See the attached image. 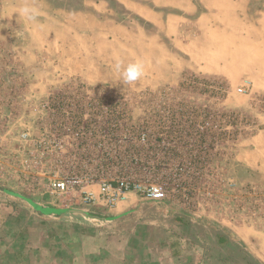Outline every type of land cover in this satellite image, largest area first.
Masks as SVG:
<instances>
[{
    "label": "rangeland",
    "instance_id": "obj_1",
    "mask_svg": "<svg viewBox=\"0 0 264 264\" xmlns=\"http://www.w3.org/2000/svg\"><path fill=\"white\" fill-rule=\"evenodd\" d=\"M45 1L49 10L82 4ZM37 8L36 0H0V186L42 206L106 218L126 201L160 202L179 217L181 232L196 227L206 243L219 232L213 264H257L239 240L241 229L254 242L264 239V169L246 163L249 140L264 127L254 71L186 74L178 85L140 91L122 79L93 83L66 73L68 47L54 44L66 35L57 31L54 41L50 21L37 22ZM201 110L247 117L204 121Z\"/></svg>",
    "mask_w": 264,
    "mask_h": 264
},
{
    "label": "crops",
    "instance_id": "obj_2",
    "mask_svg": "<svg viewBox=\"0 0 264 264\" xmlns=\"http://www.w3.org/2000/svg\"><path fill=\"white\" fill-rule=\"evenodd\" d=\"M36 3L37 22L50 21L54 41L57 31L66 35L54 44L68 47L69 75L121 80L117 64L141 61L144 76L130 85L140 91L178 85L186 74L230 77L239 68L253 70L254 87L264 91V6L252 0H82L78 9L51 10ZM249 143L246 163L264 169V130ZM16 205L0 196V264H213L218 253L219 232L211 244L196 227L181 232L179 217L160 202L118 204L107 212L118 217L111 222ZM239 236L264 264V239L254 242L248 229Z\"/></svg>",
    "mask_w": 264,
    "mask_h": 264
},
{
    "label": "water",
    "instance_id": "obj_3",
    "mask_svg": "<svg viewBox=\"0 0 264 264\" xmlns=\"http://www.w3.org/2000/svg\"><path fill=\"white\" fill-rule=\"evenodd\" d=\"M0 192L6 196L13 197L19 200H22L23 202L27 203L37 214H40L42 216L51 217H61L64 215H81L84 218L88 219H94L102 222H111L114 220H117L118 217H101L96 216L88 212H84L82 210H76V209H62V208H56V207H46L42 206L38 203H36L34 200L27 198L26 196L19 194L17 192L11 191L7 188H4L0 186Z\"/></svg>",
    "mask_w": 264,
    "mask_h": 264
},
{
    "label": "clouds",
    "instance_id": "obj_4",
    "mask_svg": "<svg viewBox=\"0 0 264 264\" xmlns=\"http://www.w3.org/2000/svg\"><path fill=\"white\" fill-rule=\"evenodd\" d=\"M24 14L29 18H33L28 9L23 10ZM121 79L126 85H135L144 76V64L141 61L129 62L127 65L117 64Z\"/></svg>",
    "mask_w": 264,
    "mask_h": 264
},
{
    "label": "trees",
    "instance_id": "obj_5",
    "mask_svg": "<svg viewBox=\"0 0 264 264\" xmlns=\"http://www.w3.org/2000/svg\"><path fill=\"white\" fill-rule=\"evenodd\" d=\"M185 77V76H184ZM184 83H182L181 85H183ZM202 111V115H203V119H204V121L205 120H208V119H210L211 117H216L217 119H219V118H229V120L230 121H233L234 123L235 122H237L238 120H240V118H242V116H245V117H247V115L246 114H243L242 115V113L241 112H239V111H232V112H226V113H223L221 116L220 115H217V114H215V116H213L212 114H210V112L209 111H207V110H201ZM196 112H199V111H196ZM182 114V113H181ZM183 115V114H182ZM176 114H174V116H173V119H175L176 120ZM199 116H201V115H198L197 117H199ZM182 118H184V116H182ZM248 118H249V121H252L251 119H252V117L251 116H248ZM254 121V120H253ZM259 130H264V127H259ZM227 135V134H226ZM233 135H234V141H237L238 140V135H239V132L238 131H236V132H234L233 133ZM256 135V132L255 133H253V134H249V136H255ZM246 171V170H245ZM247 173H249V169H248V171H247ZM225 239L224 238H222V237H219L218 238V242H219V244H224L225 243Z\"/></svg>",
    "mask_w": 264,
    "mask_h": 264
},
{
    "label": "built area",
    "instance_id": "obj_6",
    "mask_svg": "<svg viewBox=\"0 0 264 264\" xmlns=\"http://www.w3.org/2000/svg\"><path fill=\"white\" fill-rule=\"evenodd\" d=\"M246 85H248V82L246 83ZM122 192H120V193H118L119 195L121 194ZM88 199V198H87ZM91 199H93V198H91ZM116 200H118V198H117V196L116 195H113V196H110L109 198H108V204H110L111 205V207H113V206H115V204H116Z\"/></svg>",
    "mask_w": 264,
    "mask_h": 264
}]
</instances>
